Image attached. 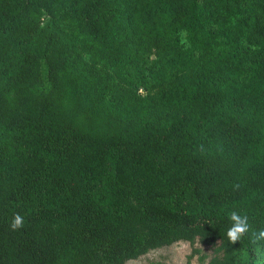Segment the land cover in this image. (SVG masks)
Returning <instances> with one entry per match:
<instances>
[{
	"label": "trees",
	"instance_id": "16d2710c",
	"mask_svg": "<svg viewBox=\"0 0 264 264\" xmlns=\"http://www.w3.org/2000/svg\"><path fill=\"white\" fill-rule=\"evenodd\" d=\"M261 230L264 0H0V264H264Z\"/></svg>",
	"mask_w": 264,
	"mask_h": 264
},
{
	"label": "rangeland",
	"instance_id": "374dc122",
	"mask_svg": "<svg viewBox=\"0 0 264 264\" xmlns=\"http://www.w3.org/2000/svg\"><path fill=\"white\" fill-rule=\"evenodd\" d=\"M219 242L203 245L198 240L194 243L185 241L148 252L126 264H207L215 257H221Z\"/></svg>",
	"mask_w": 264,
	"mask_h": 264
},
{
	"label": "clouds",
	"instance_id": "9594fccd",
	"mask_svg": "<svg viewBox=\"0 0 264 264\" xmlns=\"http://www.w3.org/2000/svg\"><path fill=\"white\" fill-rule=\"evenodd\" d=\"M229 219L233 222V227L228 230L227 237L230 241L236 242L247 232V217H239L235 212L229 214ZM24 226V216L21 213H14L9 227L11 230H18ZM259 238L264 239V230L259 232Z\"/></svg>",
	"mask_w": 264,
	"mask_h": 264
}]
</instances>
